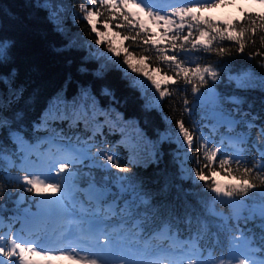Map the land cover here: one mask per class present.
<instances>
[{
	"label": "snow or ice",
	"instance_id": "6c2138e0",
	"mask_svg": "<svg viewBox=\"0 0 264 264\" xmlns=\"http://www.w3.org/2000/svg\"><path fill=\"white\" fill-rule=\"evenodd\" d=\"M259 2L264 4V0ZM234 3L235 0H86L79 5V14L96 37L86 41L81 33H72L66 26L69 16L72 24L79 23L77 12L66 0H30L25 7L43 14L61 38L53 46L57 55L66 57L71 64L76 54L86 52L79 55V82L73 93L69 95L64 87L59 89L39 120L30 123L32 133L43 131L44 137L24 133L27 118L23 111L7 114L23 90L14 86L16 43L4 25L21 27L32 21L26 14L9 17L0 12V85L4 88L0 91V130L6 134L0 141V161L6 160L10 168L24 173L12 177L5 172L9 181L23 186L14 203L23 204L25 194L30 193L38 209L36 213L28 212L23 220L8 217L10 223L5 231L2 213L6 209L0 205V264H54L65 256L77 264H264V141L250 143L247 134L260 120L258 131L264 135V116L253 114L250 103L248 111L243 110L248 103L246 97L216 91L217 82L226 80L239 92L264 93V76L258 77L245 68L227 69L231 61L224 57L230 56L232 49L217 46L228 41L235 45L236 54L244 55L246 46L256 45L258 37L260 47L247 56L249 60L259 56V66L264 68V12H246L245 17L224 21L208 15L221 5ZM101 46L106 51L101 52ZM129 47L142 49V54L133 55ZM196 53L215 54L220 59L215 65L201 64ZM153 63L163 69L152 68ZM112 71L121 74L129 90L139 93L146 113L161 111L163 100L173 95L168 90L170 85L177 86V94L190 88L194 100L210 108L201 117L210 123L201 124L192 119L193 108L185 96L182 104L192 126H186L181 118L173 127L167 117L163 118L164 129H157L156 139L149 141L153 150L143 166H158L163 159L162 146L168 144L175 145L171 155L178 171L163 183L158 181L156 191L121 163L120 155L112 148L91 152L97 135L106 145L105 127L111 132L124 121L120 107L127 99L107 82ZM66 83L71 84V79ZM148 88L153 90L151 99L146 95ZM225 105L233 107L226 109ZM241 124L244 134L236 131ZM50 125H66L69 129L83 125L91 135L83 141L77 136L73 143L71 137L61 136ZM26 135L29 139H25ZM33 138L34 143L30 142ZM5 142L12 144L11 155L7 154ZM43 145L48 147L42 150ZM118 145L129 149L127 163L140 165L135 145L124 140ZM194 146L200 155L193 153ZM253 152L257 155L252 156ZM193 162L195 168L189 167ZM94 168L105 174L97 178L91 171ZM221 175L227 180L220 179ZM85 178L87 186L82 188L80 181ZM185 181L194 185L203 182L202 190L212 195L213 203L238 206L259 198L260 203L245 217L246 221L259 220L254 225L260 230L259 246H254V239L244 230H240V236L232 235L228 217L211 207L210 214L223 221L216 227L225 239L209 233L208 224L196 217L200 227L195 233L190 231L188 240L179 241L171 231L173 222L190 227L193 217L187 209L181 217L180 209L168 201V193L175 188L186 196L191 194L183 188ZM3 191L0 187V193ZM233 216L239 220L240 212L234 210ZM154 221L159 222L158 226H153ZM128 224L131 228L125 227ZM164 240L170 243L164 245ZM226 245L227 252L223 250ZM217 249L219 256L215 254Z\"/></svg>",
	"mask_w": 264,
	"mask_h": 264
},
{
	"label": "trees",
	"instance_id": "16d2710c",
	"mask_svg": "<svg viewBox=\"0 0 264 264\" xmlns=\"http://www.w3.org/2000/svg\"><path fill=\"white\" fill-rule=\"evenodd\" d=\"M29 2L30 0H0V12L6 14V16H13L14 13L26 14L29 20L32 21L21 27H13L7 23L4 25L7 33L13 36L16 43L14 62L16 64L17 75L14 86L19 85L23 90L20 99L9 109L7 113L9 115L15 109H22L27 116L37 114L39 109L49 100H54L56 92L62 87L66 88L67 93L71 95L74 91L75 84L79 82V77L76 73L79 55L86 54V52L76 54L71 64L67 62L66 57L57 55L53 50V46L58 45L61 42V38L53 32L51 25L44 19L43 14H38L34 10L25 7ZM66 2L73 6L77 12L76 19L79 21L78 24H72L71 17L69 16L66 22L68 29L72 33H81L86 41H94L96 37L90 34L87 24L81 19V15L79 14V5L85 3L86 0H66ZM256 39V45L246 46L244 55L236 54L235 45L228 41L223 44H218V47L232 49V54L224 57L225 60L231 61V63L226 65V68L233 70L245 68L254 72L258 77L264 76V68H261L258 63L260 57L257 56L254 60H249L247 56V53L254 52L260 47L258 37ZM99 50L104 52L106 48L101 46ZM129 51L137 57L142 54V49L138 47H129ZM219 59L220 57L215 54H210L208 58L214 65ZM150 66L152 68L161 67L163 69L162 65L155 63ZM120 75L116 71L110 72L107 77V82L116 87L118 95L124 96L127 99V103L122 105L120 110L125 116H136L139 119L140 125L136 128V130L141 131L139 135L144 133L145 135L147 134V137H155V131L157 129H164V117L168 118L173 127L175 126L176 120L181 118L185 120L181 97L176 93V87L174 85L169 86L168 90L173 95L163 100L161 111L146 113L142 110V104L145 101L140 98L138 92H133L126 87L125 82L120 79ZM224 75L225 73L222 72L221 77L223 78ZM68 79H71V84L66 83ZM226 82V80H223L221 83L225 85ZM0 91H4L3 85H0ZM246 94L254 102L261 116H264V103H262L264 101V93L252 91L246 92ZM146 95L151 99L153 90L148 88ZM186 126L189 127L187 123ZM2 133L3 131L0 130V134ZM144 134L141 135L140 143L145 146ZM150 152V147L147 144L141 150L135 152L137 159L140 161V165H134V168L138 175L145 180L146 184L158 189L159 184L157 182L163 183V180L166 177H172L178 171V168L167 152L165 153L164 162L160 161L158 166L149 164L147 167H144L143 164L147 160ZM193 153L199 155L195 150V146L193 147ZM189 167L195 168V163L189 164Z\"/></svg>",
	"mask_w": 264,
	"mask_h": 264
}]
</instances>
